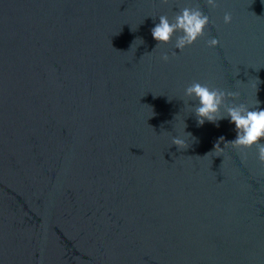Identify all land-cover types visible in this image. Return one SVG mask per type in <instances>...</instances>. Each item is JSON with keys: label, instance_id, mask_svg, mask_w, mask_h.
Instances as JSON below:
<instances>
[{"label": "water", "instance_id": "obj_1", "mask_svg": "<svg viewBox=\"0 0 264 264\" xmlns=\"http://www.w3.org/2000/svg\"><path fill=\"white\" fill-rule=\"evenodd\" d=\"M196 2L215 27L152 52L158 17ZM218 5L0 0V264H264V164L204 157L235 125L183 102L198 81L264 110V0Z\"/></svg>", "mask_w": 264, "mask_h": 264}, {"label": "clouds", "instance_id": "obj_2", "mask_svg": "<svg viewBox=\"0 0 264 264\" xmlns=\"http://www.w3.org/2000/svg\"><path fill=\"white\" fill-rule=\"evenodd\" d=\"M160 3L169 5L170 0H160ZM203 4L210 10H215L219 6L218 0H203ZM152 18L156 19L155 17ZM158 18L159 23L151 29V35L157 41V45L152 52L156 51L161 45L172 43L175 38L173 48L179 49L180 53H182L186 48L191 47L205 36V31L210 24L215 27L214 22L205 14L199 2L181 8L173 14L171 19L168 15H160ZM232 20V14L225 12L223 23L229 25ZM144 43L142 38L137 37L130 49L135 45L136 51ZM206 45L210 49H215L219 47L220 41L212 37L206 41ZM152 52H146L141 58L145 55L151 56ZM176 57L177 53L173 51L171 58ZM159 59L163 63H168L170 56L164 52ZM237 75H239V72L235 76ZM183 94L185 97L183 102L190 109V112L195 114L198 126H203L206 121L219 126L218 122L224 119H230V122L235 125V139L225 142L224 137H220L214 145V150L207 153L204 157L217 151L222 152L224 148L231 146L246 158L247 152L255 148L258 161L264 164V110L259 109L258 101L255 107H250L243 102L236 103V101L241 99L239 91L210 87L198 81H193L186 86ZM186 127L187 125L183 121L182 132L180 135L171 137L170 147L175 145L178 151H186L190 147L187 139L192 137V134L185 131ZM153 130L155 131L154 128ZM164 134L168 133L164 131ZM222 143L224 144L223 148L220 146ZM216 157L220 156L217 155Z\"/></svg>", "mask_w": 264, "mask_h": 264}]
</instances>
